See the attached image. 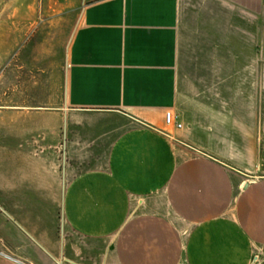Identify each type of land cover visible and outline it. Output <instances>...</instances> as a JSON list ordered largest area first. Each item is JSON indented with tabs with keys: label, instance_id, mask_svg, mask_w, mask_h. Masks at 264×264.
I'll list each match as a JSON object with an SVG mask.
<instances>
[{
	"label": "crops",
	"instance_id": "obj_1",
	"mask_svg": "<svg viewBox=\"0 0 264 264\" xmlns=\"http://www.w3.org/2000/svg\"><path fill=\"white\" fill-rule=\"evenodd\" d=\"M219 1L249 26L239 45L255 54L234 58L257 64L262 80L264 0ZM180 2L87 0L62 111H129L135 125L113 136L103 167L78 173L60 197H35L33 184L0 197V264H264V119L224 97L183 109ZM223 78L218 92H230ZM168 110L180 128L165 123ZM50 206H60L64 234Z\"/></svg>",
	"mask_w": 264,
	"mask_h": 264
},
{
	"label": "rangeland",
	"instance_id": "obj_2",
	"mask_svg": "<svg viewBox=\"0 0 264 264\" xmlns=\"http://www.w3.org/2000/svg\"><path fill=\"white\" fill-rule=\"evenodd\" d=\"M86 2L0 0V197L3 199L12 197L11 189L17 184L19 188L33 184L35 197L48 196V189L51 196L60 197L62 187L78 173L103 167L113 136L135 125L129 111L128 116L119 112L108 116L91 111L83 114L62 111L67 52ZM220 3L219 0L180 2L181 106L188 110L194 107V101L202 105L207 100L224 97L232 104L244 103L245 117L258 113L261 125L264 76L262 80L258 77L257 64L245 65L234 58L243 50L246 57L255 54L256 49L239 45L240 37L249 36L243 30L249 26ZM242 65L246 69L239 71ZM223 77L230 78L226 81L230 92H218L224 85ZM237 87L244 93L238 94ZM258 156L256 171L263 175L261 143ZM19 196L26 195L19 192ZM42 208L47 209L34 207ZM59 208L50 206L51 215L59 216L58 232L62 223ZM68 236L74 242V235ZM89 244L83 240L84 261L89 257ZM105 244L100 243V248ZM68 250L74 257L73 247Z\"/></svg>",
	"mask_w": 264,
	"mask_h": 264
},
{
	"label": "built area",
	"instance_id": "obj_3",
	"mask_svg": "<svg viewBox=\"0 0 264 264\" xmlns=\"http://www.w3.org/2000/svg\"><path fill=\"white\" fill-rule=\"evenodd\" d=\"M177 115L174 111L168 110L165 112L164 121L168 126H174L180 128L182 124L178 122Z\"/></svg>",
	"mask_w": 264,
	"mask_h": 264
}]
</instances>
